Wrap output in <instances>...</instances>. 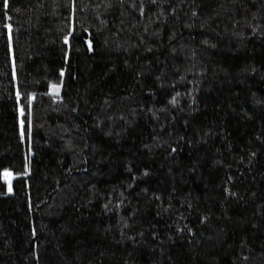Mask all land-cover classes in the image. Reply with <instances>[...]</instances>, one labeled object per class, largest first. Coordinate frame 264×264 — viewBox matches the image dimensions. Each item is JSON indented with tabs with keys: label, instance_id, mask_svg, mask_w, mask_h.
I'll return each mask as SVG.
<instances>
[{
	"label": "trees",
	"instance_id": "1",
	"mask_svg": "<svg viewBox=\"0 0 264 264\" xmlns=\"http://www.w3.org/2000/svg\"><path fill=\"white\" fill-rule=\"evenodd\" d=\"M0 264H264V0H0Z\"/></svg>",
	"mask_w": 264,
	"mask_h": 264
},
{
	"label": "snow or ice",
	"instance_id": "2",
	"mask_svg": "<svg viewBox=\"0 0 264 264\" xmlns=\"http://www.w3.org/2000/svg\"><path fill=\"white\" fill-rule=\"evenodd\" d=\"M5 7H7V0H5ZM65 42L67 43V38L65 39ZM21 114H23V110H21ZM21 125L23 126V121H21ZM21 134L23 135V132ZM9 175V173L5 172V179H8Z\"/></svg>",
	"mask_w": 264,
	"mask_h": 264
},
{
	"label": "rangeland",
	"instance_id": "3",
	"mask_svg": "<svg viewBox=\"0 0 264 264\" xmlns=\"http://www.w3.org/2000/svg\"><path fill=\"white\" fill-rule=\"evenodd\" d=\"M53 94H58L59 90L58 89H52L51 91ZM7 183H9L11 181L10 176L8 177V179H5ZM10 189V187H8V190Z\"/></svg>",
	"mask_w": 264,
	"mask_h": 264
}]
</instances>
